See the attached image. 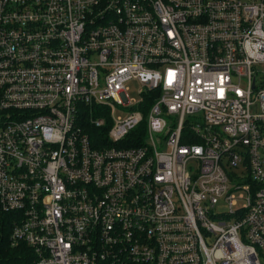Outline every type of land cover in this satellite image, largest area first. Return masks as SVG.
<instances>
[{
	"label": "built area",
	"instance_id": "2783aa9c",
	"mask_svg": "<svg viewBox=\"0 0 264 264\" xmlns=\"http://www.w3.org/2000/svg\"><path fill=\"white\" fill-rule=\"evenodd\" d=\"M0 210L33 264H264V0H0Z\"/></svg>",
	"mask_w": 264,
	"mask_h": 264
},
{
	"label": "trees",
	"instance_id": "16d2710c",
	"mask_svg": "<svg viewBox=\"0 0 264 264\" xmlns=\"http://www.w3.org/2000/svg\"><path fill=\"white\" fill-rule=\"evenodd\" d=\"M145 105H150L152 101L145 100ZM144 110V108L142 107ZM145 111V110H144ZM89 112V110H87ZM86 113V122H85V131L90 134V137L94 143L97 142V136L101 135L105 138V141L108 142V129H110V122L106 125L105 128L99 130L90 124V114ZM101 116V115H95ZM144 124L142 125V127ZM137 133V130L132 131L128 137L122 143H115L119 145H135L141 143L139 141H134V137ZM96 146L99 144L96 143ZM12 214L9 212H4L0 210V264H33L34 261V251L24 243L20 245L12 246L10 243V235L12 231Z\"/></svg>",
	"mask_w": 264,
	"mask_h": 264
},
{
	"label": "rangeland",
	"instance_id": "374dc122",
	"mask_svg": "<svg viewBox=\"0 0 264 264\" xmlns=\"http://www.w3.org/2000/svg\"><path fill=\"white\" fill-rule=\"evenodd\" d=\"M128 85L130 87L129 95L132 98L140 99L141 98L142 85L136 80L130 81L128 83ZM127 113H128L127 109H122L119 105L117 106V110L115 113L116 116L126 115Z\"/></svg>",
	"mask_w": 264,
	"mask_h": 264
}]
</instances>
